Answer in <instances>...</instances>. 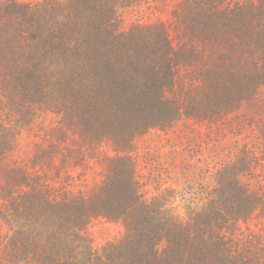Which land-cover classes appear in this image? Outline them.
<instances>
[{
    "label": "trees",
    "instance_id": "trees-1",
    "mask_svg": "<svg viewBox=\"0 0 264 264\" xmlns=\"http://www.w3.org/2000/svg\"><path fill=\"white\" fill-rule=\"evenodd\" d=\"M0 264H264V0H0Z\"/></svg>",
    "mask_w": 264,
    "mask_h": 264
},
{
    "label": "rangeland",
    "instance_id": "rangeland-1",
    "mask_svg": "<svg viewBox=\"0 0 264 264\" xmlns=\"http://www.w3.org/2000/svg\"><path fill=\"white\" fill-rule=\"evenodd\" d=\"M36 1V0H29V2ZM50 118H47L44 122L45 125H48L50 123ZM155 132H150L144 137L140 138L136 142V155H138V166H139V173L140 176H145L148 172V169L146 168L144 159H143V153L146 147H149L151 149H160L161 151H164V149L160 146L164 145V142H157L155 140ZM142 182H145V179H142ZM170 184H167V186ZM174 186V185H172ZM144 192H146V198H150L153 196V188L152 186H147L144 189ZM184 198L187 196L182 195ZM175 204H181L180 202V196L176 198ZM123 229L119 224L116 223H110L103 219H96L92 221L88 227H87V234L89 235V240L91 242V248L93 251H100L106 244L112 243L120 239L122 236Z\"/></svg>",
    "mask_w": 264,
    "mask_h": 264
}]
</instances>
